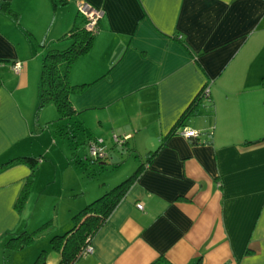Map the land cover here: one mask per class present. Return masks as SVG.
<instances>
[{"label": "crops", "instance_id": "1", "mask_svg": "<svg viewBox=\"0 0 264 264\" xmlns=\"http://www.w3.org/2000/svg\"><path fill=\"white\" fill-rule=\"evenodd\" d=\"M3 1L15 19L0 10V164L42 156L23 206L33 186L53 181L62 158L47 131L50 124L62 134L65 121L51 103L37 109L42 55L64 49L65 33L82 26L77 2L102 12L90 47L68 72L70 83L86 86L69 95L65 129L78 130L67 163L86 164L88 183L124 158L132 157V170L141 167L93 237L92 253L72 264H264V0ZM204 87L207 98L183 116ZM181 128L195 131V142ZM114 134L127 144H113ZM93 137L108 148L102 163L82 160V140ZM29 172L24 163L0 170V249L33 232L21 247L28 259L44 250V264H57L49 237L70 223L29 227L14 208ZM89 188L73 190L74 199Z\"/></svg>", "mask_w": 264, "mask_h": 264}, {"label": "trees", "instance_id": "2", "mask_svg": "<svg viewBox=\"0 0 264 264\" xmlns=\"http://www.w3.org/2000/svg\"><path fill=\"white\" fill-rule=\"evenodd\" d=\"M50 3L53 7H55L59 4H64L65 0H50ZM0 10L9 17L15 19V13L12 11V9L10 8L7 2L3 1L0 3ZM98 21L96 23V30L93 32L85 29L84 18H83L82 21L83 23L81 24L82 25L81 27L73 26L65 33L64 37L70 40V44L66 48L62 50L53 49L46 51L41 58V67H40V73L37 83V109L41 108L46 103H51L57 112V120L65 121L64 125H67L66 123L68 122V118L72 117L73 115V109L69 100V95L80 93L86 86V84L84 83L73 84L69 82L68 80L69 68L71 64L80 55L84 54L87 51V49L90 47L91 40L98 29ZM202 89L198 92L191 105H189L187 109H185L183 116L194 112V108L201 99ZM178 121H180V119ZM180 124L181 122L176 124L175 127L172 129V131L169 132L168 134L172 132L175 133L177 127ZM73 126L75 127L76 130L74 129L66 130L65 128L67 126L64 127L66 132L69 133L68 137H70L72 141L73 139L77 140L76 133L78 130V128H76V125ZM74 131H76L75 134H73ZM115 136H117L119 139L122 138V136L119 135H115ZM97 139L98 138L95 137L88 138L86 140L83 138L82 141H86L85 146L87 152L82 157V160L87 159L90 160L91 162H98V163H102L105 160V158L107 157L108 148L103 140L102 142H100V144H104L106 146L105 156L98 158H91L88 155L89 144L93 142L98 143ZM127 139L128 138L123 139L120 145L113 143L112 139L111 141L113 144L119 147H123L127 144ZM190 139L194 140L191 142H195L197 136L195 138H189V140ZM157 148L147 152L145 160H148ZM41 160H42L41 155L30 156L23 154L13 159H10L5 163L0 164V170H2L4 167L12 163H24L30 169V172L26 176L23 185L21 187V190L14 202V208L17 212L20 211V209L23 206V203L26 200L29 185L32 182V178H33V169ZM77 161L81 162V160H77ZM140 167L141 164L138 165L133 170H131L130 174L125 179H123L121 182L117 183L116 185L112 186L110 189L108 190H106L107 188L103 189L102 190L103 192H100L101 194H98L100 196L94 199L89 198V200L77 212H75L71 216L72 220H74V223H71V226L68 229H66L60 234L50 235L49 243L52 249L57 251L60 256V259L57 264H72L76 259L81 257L80 252L82 251L83 247L86 244L92 245L93 237L106 222L107 216L116 206L117 202L122 197L123 193L127 189L131 180L134 179L135 176L138 174ZM47 223L48 222H45L44 224ZM32 240H33V232L21 231L16 235L11 236L7 240V246H9L11 249H18L30 243ZM44 253L45 251L41 250L36 255L35 259L31 264H44Z\"/></svg>", "mask_w": 264, "mask_h": 264}, {"label": "rangeland", "instance_id": "3", "mask_svg": "<svg viewBox=\"0 0 264 264\" xmlns=\"http://www.w3.org/2000/svg\"><path fill=\"white\" fill-rule=\"evenodd\" d=\"M79 22H82L80 18ZM69 44L67 43L63 48H66ZM46 109L47 108H44L45 112L43 114H45V116H49L48 113H46ZM63 124L64 122L61 123V127H65ZM48 130L49 131H47V135L49 137L48 140L50 144L48 146L55 151H59L62 157L60 158L59 165L56 166V171H52L50 174V176H53L52 174L55 172V178L53 177L52 182L49 181L46 183L47 181H44L43 184H39L36 187L33 186L31 194L28 196V202L25 204V206H23L22 209H20V211H18V213L23 215L22 223H29V227L39 223L49 222L48 220L50 219L51 223H56L57 225L61 226L63 223H70V225L66 227L67 229L71 226V223H74V220H72L71 216L78 210L77 209L72 213L75 205L77 204V200L79 201L83 197H86L87 199L89 196L90 198L94 199L100 196L98 194H101L100 192H103V189L107 188L106 190H108L112 186L125 179L130 174L132 170L131 168L133 167V163L130 162L132 161V157H130V160L127 162H125L124 158V161H122V164L119 166L118 170L101 171L98 173L94 172L93 178L88 183V180L85 177L86 164V166L84 163L80 164L79 166H72L71 164L67 163V161H72V151L76 147L73 144L72 139L68 137L69 133H67L65 129H62L63 134H61L60 130H57L56 126H52L50 124L48 125ZM75 132L76 131H74L73 134H75ZM52 139L55 140L54 145L51 144ZM79 146L81 145L79 144ZM123 153V157L128 154L127 152ZM44 155L46 157L48 156V154H45V152ZM47 165L49 166V164ZM84 184H86V187L89 184V192H86L81 196H77V198L74 199L73 194L76 192L73 190L76 191L80 187H84ZM87 190L88 189L84 191ZM69 209H72V211L70 212ZM37 235H35V237H37ZM4 246L5 245L2 243V249H0V264H31L36 257V255H32L33 257L28 259L29 248H20L14 250L11 248L8 249V247L5 248ZM5 250H9L10 252H5Z\"/></svg>", "mask_w": 264, "mask_h": 264}, {"label": "built area", "instance_id": "4", "mask_svg": "<svg viewBox=\"0 0 264 264\" xmlns=\"http://www.w3.org/2000/svg\"><path fill=\"white\" fill-rule=\"evenodd\" d=\"M76 8H77V12L80 13L83 18H84V27L86 30L88 31H95L96 30V23L97 21L101 18V14L102 12L97 9L92 7L90 4H88L85 1H80L77 2L76 4ZM21 64L19 61H14L11 65H10V69L17 73L20 70ZM263 87H264V82H263ZM208 96V88H203L201 91V98H207ZM177 133H179V135H181L184 138H195L197 136V133L193 130H187V128H181L180 130H177ZM126 137L122 136V138H118L115 135L111 136V139L113 141V143H116L118 145L121 144V141L123 139H125ZM97 142H93L90 143L88 146V155L91 158H98V157H104L106 154V146L104 144H100L101 139H97ZM136 208L141 209V205L139 203H136ZM93 251V247L91 244H86L81 253V257H85L89 254H91Z\"/></svg>", "mask_w": 264, "mask_h": 264}]
</instances>
